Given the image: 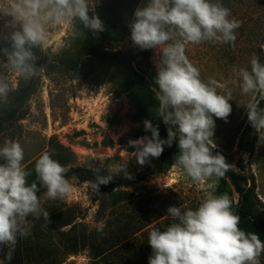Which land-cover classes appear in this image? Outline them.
Returning <instances> with one entry per match:
<instances>
[{
  "label": "rangeland",
  "instance_id": "rangeland-1",
  "mask_svg": "<svg viewBox=\"0 0 264 264\" xmlns=\"http://www.w3.org/2000/svg\"><path fill=\"white\" fill-rule=\"evenodd\" d=\"M213 2L230 9L229 19L240 22L234 44L186 43L185 54L199 69L201 79H215L231 90L232 111L227 121L213 117V150L242 162L254 182L258 201L264 205V130L251 131L245 151L237 146L248 123L246 107L260 98L259 94L241 92L239 69L250 71L253 57L264 63V0ZM147 3L141 0L138 7ZM97 4L95 0V8ZM11 20L0 13V43L8 47L10 43L4 37L12 29L5 25ZM77 31L85 34H74L66 24L53 26L44 47L33 49L40 62L38 68L43 71L33 76V90L16 117L0 127V147L5 140L22 146V165L31 173L28 183H37L41 209L49 212V221L28 216V234L18 236L9 264H149L152 249L148 234L176 222L168 216L170 206L195 210L210 185L216 195L222 189L230 190L231 185L223 176L193 182L175 166L164 173H151L158 158L150 157L143 166L138 164L130 156L135 149L128 141L150 134L135 111L130 93L111 83L101 67L84 63L72 71L66 66L82 59L80 45L86 31L78 22ZM114 48L137 60L145 52L131 41L130 29ZM158 59L157 50L150 49L148 60L156 76ZM0 61L6 62L3 56ZM0 73L8 76L13 87L7 103H0L1 117L11 106L20 77L2 62ZM45 151L67 170L70 191L57 199L47 198L35 173V163ZM0 163H4L2 158ZM78 168L99 169L112 179H127L131 184L99 196L84 183L87 180L83 176L73 172ZM121 168L125 171L120 172ZM157 216L162 217L152 222ZM149 247L151 252L136 254L139 248ZM259 260L264 264V254ZM0 264L7 263L0 258Z\"/></svg>",
  "mask_w": 264,
  "mask_h": 264
},
{
  "label": "clouds",
  "instance_id": "clouds-1",
  "mask_svg": "<svg viewBox=\"0 0 264 264\" xmlns=\"http://www.w3.org/2000/svg\"><path fill=\"white\" fill-rule=\"evenodd\" d=\"M94 8L95 0H0V13L12 17L5 25L12 31L4 37L10 47H0V56L6 60L0 62L19 77L32 78L43 71L36 66L38 57L33 49L44 47L51 27L66 24L76 35L85 34L77 31V22L93 33L105 30ZM230 15V9L213 0H148L146 6L134 11L129 25L131 41L141 50L155 49L159 53L152 92L159 102L158 116L168 125L167 139H161L158 126L146 120L144 128L151 136L128 141L135 149L130 156L138 164L143 166L150 157L158 158L165 145L171 147L178 141L174 166L193 182L222 177L230 168L223 155L213 154L212 137L213 117L227 121L231 114V90L215 79H201L199 69L185 54L186 43L234 44L240 22L229 19ZM250 63V71L239 69L241 92L259 94L264 99V63L257 57ZM12 90L8 76L0 73V103H7ZM246 108L252 127L257 132L264 130V107L250 103ZM0 158L4 161L0 163V245L8 247L6 259L11 260L18 236L28 234V216L49 221V212L41 209L37 183H28L31 173L22 165V146L5 140ZM66 171L48 151L38 158L35 173L47 198L57 199L70 191ZM112 178L101 176L96 169L95 180L84 183L98 192L100 185H107ZM209 188L195 210L176 206L167 209L176 222L164 230L149 232V264H260L264 241L257 233L239 227L240 217L233 211L227 193L216 195L211 185Z\"/></svg>",
  "mask_w": 264,
  "mask_h": 264
},
{
  "label": "trees",
  "instance_id": "trees-1",
  "mask_svg": "<svg viewBox=\"0 0 264 264\" xmlns=\"http://www.w3.org/2000/svg\"><path fill=\"white\" fill-rule=\"evenodd\" d=\"M141 0H97L95 8L97 15L103 22L104 31L97 33L95 37L91 31L86 30V37L80 45L81 58L78 61L67 63L68 69L75 71L81 64L86 63L88 66L101 67L107 71L109 81L117 85L124 92H129L135 111L141 121L144 123L150 120L154 126H158L161 139H167L166 125L158 116L159 102L156 100L152 88L156 75L149 63V50L146 49L140 59L130 53L123 52L114 48V45L122 42L128 33L130 23L134 17V11L138 8ZM93 13H90V16ZM0 47L4 46L0 43ZM36 61V66H39ZM34 87L33 77L30 79L19 78L17 89L13 96L11 106L7 113L0 117V127L16 117L17 112L24 106ZM264 107V99L261 97L257 103ZM254 128L248 121L243 129L238 148L246 150L248 147V138ZM150 136L151 132L147 131ZM213 154H221L225 157L226 163L230 168L225 171L223 178L228 180L231 185L230 190L222 189L220 194L227 193L232 202V209L240 217L239 227L246 232H255L259 235L261 241H264V205H262L256 195L253 180L245 173L241 161H233L231 158L219 151L213 150ZM179 153L178 141H174L171 147L165 145L164 151L158 157L151 173H164L174 166V160ZM85 180H95L96 171L88 168H78L73 171ZM101 176H106L99 172ZM130 181L127 179H112L107 185H100L97 195L101 196L110 191H115L128 187ZM40 191L37 192L39 196ZM162 216L154 217L153 221L160 219ZM148 226V225H147ZM146 227V226H145ZM143 249V250H142ZM151 252L149 248H139L136 254L143 256V251ZM8 247L0 245V258L10 263L12 260L6 259ZM13 256V255H12Z\"/></svg>",
  "mask_w": 264,
  "mask_h": 264
}]
</instances>
